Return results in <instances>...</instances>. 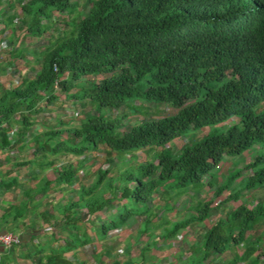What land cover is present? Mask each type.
I'll list each match as a JSON object with an SVG mask.
<instances>
[{"label": "trees", "instance_id": "1", "mask_svg": "<svg viewBox=\"0 0 264 264\" xmlns=\"http://www.w3.org/2000/svg\"><path fill=\"white\" fill-rule=\"evenodd\" d=\"M1 36L13 46L14 65L25 54L21 44L40 47L24 77L9 88L0 84L3 146L13 141L30 152L15 166L57 168L55 179L39 184L42 191L33 189L37 199L75 186L80 172L105 156L92 185L41 214L45 232H62L61 214L62 229L78 231L81 243L68 235L59 250H41L39 264H75L65 254L90 242L88 227L100 238L116 236L138 218L145 224L139 236L146 234L140 256L111 264H159L158 254L177 239L174 249L188 260L176 264H264V206H232L264 187V0H0ZM3 73L13 76L5 67ZM15 122L17 133L2 127ZM36 123L43 134H34ZM223 124L229 126L219 130ZM205 128L204 137L187 139ZM257 146L262 151L253 153ZM245 153L251 157L243 170L251 175L229 171L216 184L224 160ZM18 181L2 179L0 192ZM208 187H216L213 195L200 199ZM184 195L189 213L171 223L163 211ZM35 199L8 208L4 220L28 214ZM190 234L197 237L183 249ZM155 240L163 251L151 248Z\"/></svg>", "mask_w": 264, "mask_h": 264}, {"label": "crops", "instance_id": "2", "mask_svg": "<svg viewBox=\"0 0 264 264\" xmlns=\"http://www.w3.org/2000/svg\"><path fill=\"white\" fill-rule=\"evenodd\" d=\"M30 44V43H29ZM28 45V44H25ZM29 47V46H28ZM34 47V46H33ZM31 48L32 51H34V48ZM40 48V47H39ZM29 49V48H28ZM25 55V54H24ZM28 55H25L27 57ZM30 61L33 62L32 57H27ZM18 61L13 64H11V58L8 56L4 61L0 60V84L4 82L5 87L9 88L10 85H14L16 83L15 76L10 75L11 77H8L5 73H3V68H7L9 66H20L18 77H24L27 72L28 68L24 66L26 61L24 58L17 59ZM13 73V72H12ZM15 75V74H14ZM11 80V81H10ZM19 117H16V120H18ZM58 119V118H57ZM7 132L11 133H17L19 130V124L15 122L12 124L11 127H7L5 124L3 126ZM34 134L40 133L43 134L45 132V127L42 126L40 123H36L33 130ZM1 131H0V181L2 179L7 178H18V187H13L9 190V192H0V231L2 232H9L12 234L19 235L21 237L22 243L20 245H15L11 248H5L0 247V264H39L38 259L39 257H43L45 252L46 254L51 253L52 251H57L60 248L65 246L64 239L67 238L68 235L72 238L78 240L79 243H81V235L78 233V231H73V233L66 234V230L62 229V215H58V223L61 224L60 227H58L57 231L60 232V228L62 232L58 236L53 234L52 232H45V228L48 229V224L44 222V220L41 218V214L44 213V211L51 210V205H57V204H67L68 197L72 196V192H78L83 185H92V183L95 181L97 177V166L93 163H89V165L84 169V173L80 172V181L75 183V186L65 189V190H58L54 193H49L50 200L53 201V203H50L51 201L48 199H37L35 190L38 189L42 191V187H40L39 184L46 180H53L56 178L55 172L57 171V168H43V169H36L33 166L29 165H23L21 167L15 166L19 162H27L30 160V152L28 150H23V148H20L23 144H20V146L16 147L14 146L15 143L12 141L11 145L8 147L3 146V139L1 138ZM9 135V134H8ZM45 138L43 139L44 142ZM181 140V139H180ZM28 142V140H26ZM179 140L175 141V144L177 145ZM23 150V151H22ZM73 161H75L76 157H73ZM63 161V160H61ZM60 165V163L58 164ZM9 172L11 174L9 176H6ZM229 172V171H228ZM44 188V187H43ZM63 189V188H62ZM47 195V193H46ZM76 195V194H75ZM29 197V198H28ZM31 197V198H30ZM33 206L31 208V211L28 214H24V216L17 221H5L4 215L8 208L10 207H17L21 205L22 203H28L30 199H34ZM77 196H75L76 198ZM188 197L187 195H184L181 200H179V203L174 207L170 213V215L175 218L179 215H181L180 209L182 206H186L188 204ZM78 198V197H77ZM76 198V199H77ZM185 198H187L185 200ZM43 201V202H42ZM183 201V205H180ZM179 205V206H178ZM25 212V211H24ZM82 213V210H81ZM88 218V217H87ZM85 218V220L87 219ZM142 221V219L140 220ZM85 226L87 225L88 221L83 222ZM82 223V224H83ZM45 229V230H44ZM130 228H126L127 230ZM85 230V229H84ZM124 230V228H123ZM134 229H132L133 231ZM138 227H136L135 231H133V234H129L128 241L132 245V248L130 246H126L123 249H120L118 247V243L115 245V239L118 238L117 242L120 241H126L127 239L119 237L120 235L116 236H107V237H99L97 234V231L95 228L88 227L87 228V234L90 238V242L86 245L80 244L79 248L67 252L65 254L66 258H69L71 261H73L75 264H101L102 261L105 262V264H111L112 259H117L121 261V263H126L131 257H132V251L134 252L138 247L140 246L138 244L139 240H136L134 242L133 236H139ZM50 231V230H49ZM199 233V232H198ZM132 235V236H131ZM198 235V234H197ZM78 236V237H77ZM57 237H59L57 239ZM131 238L133 240H131ZM144 241L145 239L142 238ZM60 242V244H59ZM121 243V242H120ZM119 243V244H120ZM130 249V250H129ZM142 249V247H140ZM41 250L43 252H41ZM122 250V251H121ZM40 252V254H39ZM122 252V253H120ZM152 255H155L156 252H152ZM141 254V250L139 255ZM176 256L172 252H170V256ZM36 257V258H35ZM185 258L183 261L188 260V257L183 256ZM153 259H155V256H153ZM181 260V259H180ZM177 260L173 259V264H176ZM161 261H159V264Z\"/></svg>", "mask_w": 264, "mask_h": 264}, {"label": "rangeland", "instance_id": "3", "mask_svg": "<svg viewBox=\"0 0 264 264\" xmlns=\"http://www.w3.org/2000/svg\"><path fill=\"white\" fill-rule=\"evenodd\" d=\"M81 14H83V10H81ZM37 41H43V40L42 39H37ZM34 42H35V40L34 41L32 40L30 42V44L27 42L28 45H23L24 43L20 45L21 47L23 46L22 48H23V51H24L25 55H28L27 57H32V59L36 56L35 55L36 52L32 51L31 48L34 46L33 48L35 50H39L38 45L36 43H34ZM17 46H18V44H17ZM25 55L22 58H24L25 61L28 60V62H29L30 60L27 57H25ZM18 66H20V65L18 64ZM18 68H20V67H18ZM16 76H18V74ZM61 99L62 100H65V95L64 94H60L59 101H61ZM60 103L61 102H59V104ZM66 105H69V104H66ZM169 110H172V109L171 108H167V111H169ZM130 119H131V122H133L134 124H135V122H140V120L141 121L144 120V119L139 118V117H132ZM234 121H236V120H232L230 123H234ZM229 124L228 125L227 124H223V125L218 126L217 128L219 130H225L224 129L225 128V125L229 126ZM208 130H210V129L209 128H205L204 130L197 131L195 134H193V132H192V134H190L187 139H190V138H192L194 136L202 138V137H204V135H206L208 133ZM184 142H185V140L184 141L183 140H179V142L177 144L178 147H180L181 145H183ZM259 151L260 152L262 151L259 146H257L255 149L252 150L253 153L254 152L255 153H258ZM250 157L251 156H250L249 153H245L244 156H241L239 158H233V159L232 158H226V160H224V162L221 164L219 172H216L215 173V175L219 174V175H217L218 178L216 179L217 180L216 181L217 182L216 184H221V182H225L226 181V179H227L226 177L228 175V171H231V173H233L235 170H242V175L244 177L251 175L250 170H243V168L245 166V163H248L249 162ZM104 162H105V156H104V152H102L97 157L96 161H94V164H95V166H97V169H99V167H104ZM240 181H241V177L234 182V185H233V188L232 189H239V183H240ZM215 189H216V187H212V188L208 187L206 189V191L203 192L202 195H200V199H203V200L209 199L213 195V192L215 191ZM228 192L229 191H226V193L223 194L222 195V198L220 197V199H223L224 197H226ZM182 197H181V199H182ZM240 197L242 199H239V202L232 203V206H238L240 203H243V201H245V200L248 202V205L251 206V207L252 206H255L257 203H261L264 206V187L258 189V191L256 190V192L246 193V194L243 193V194H241ZM186 199L187 198H185V200ZM215 200L218 201L219 198L218 199H215ZM216 203L217 202H215L213 205H216ZM180 205H183V201H182V203ZM188 206H189L188 204L185 207L182 206L181 209H180V212H179L181 215H179V216H177L175 218H170L171 223H174V222L183 220L186 217L185 214H188L189 213L188 210H187V207ZM171 210L172 209H168L167 208L163 212L165 214H168V213L170 214L171 213ZM141 219H143V218H138L136 220L139 221ZM136 220L135 219L133 221L131 220L132 223L129 224L130 230L129 229L125 230V228H124V230H122L121 233H119V235H120L119 237H122V238L127 239V242L122 240V241H120L121 242L120 243V242H117L118 241V238L115 239L116 240L115 241V245L118 243L117 249L118 248H120V249L125 248L126 243H127L126 246H130L132 248L131 243L128 241V238H126V237H128L129 234H133L134 233L133 231H135L136 227H138V229H140L139 231L144 230V225L145 224L143 225V228H142V226H140L139 223H136ZM203 225L204 224H200V228H202ZM132 229H134V230L132 231ZM158 231H160V230H157V233H158ZM149 232H151V231H149ZM198 232H201V231H198ZM188 233H190V231H187V234ZM194 234H196V233H194ZM142 235H146V234H141L138 237L137 236H133L132 238L134 239V242H136V240H140V238H143L144 236H142ZM181 235L183 236V234H181ZM195 237H197V236H195ZM195 237L192 234H190L187 238H185V241L183 240L185 243L184 242L182 243V248L184 249V247H185V249H188V247L186 246V244H188L189 239L193 240ZM132 238H131V240H133ZM144 239L146 240V238H144ZM180 239H182V238H180ZM175 241L178 242L179 240L178 239L177 240H172L166 246L168 247L167 250H170V252H172L176 256H172V254H171V256H169L170 253L167 250L164 251V252H161V253L158 254V257L162 260L160 264H173V259H176V260H180V259L181 260H184L185 259V258H183V254H181V252H179L177 249H174L173 244H175ZM154 245L155 246H151V248L155 247L157 251H163V248H165V246L159 244L157 240H155ZM140 247L141 246H139L138 249H136L134 252L132 251V258H135V257H139L140 256L139 255V253H140ZM262 247H264V241H263V246ZM120 253H122V252H120ZM150 254H151V252H150ZM155 255H157V253Z\"/></svg>", "mask_w": 264, "mask_h": 264}, {"label": "built area", "instance_id": "4", "mask_svg": "<svg viewBox=\"0 0 264 264\" xmlns=\"http://www.w3.org/2000/svg\"><path fill=\"white\" fill-rule=\"evenodd\" d=\"M0 38H1L0 39V60L4 61L8 56H10V53L13 50V46L7 42L6 37L1 36ZM13 66H9L8 69L10 70L11 73L13 72V76H16L17 73L14 72ZM116 232H121V229L117 230ZM21 243H22V240L19 235L0 231V244L3 247L11 248L15 245H20Z\"/></svg>", "mask_w": 264, "mask_h": 264}, {"label": "clouds", "instance_id": "5", "mask_svg": "<svg viewBox=\"0 0 264 264\" xmlns=\"http://www.w3.org/2000/svg\"><path fill=\"white\" fill-rule=\"evenodd\" d=\"M178 203H179V202H178ZM178 203H176V204H178ZM120 229H121V231L123 230V228H120ZM120 229H118V230H120ZM119 233H121V232H118V234H119Z\"/></svg>", "mask_w": 264, "mask_h": 264}]
</instances>
